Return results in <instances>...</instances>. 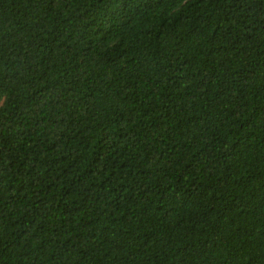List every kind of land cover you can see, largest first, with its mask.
<instances>
[{
    "label": "trees",
    "instance_id": "trees-1",
    "mask_svg": "<svg viewBox=\"0 0 264 264\" xmlns=\"http://www.w3.org/2000/svg\"><path fill=\"white\" fill-rule=\"evenodd\" d=\"M0 264H264V0H0Z\"/></svg>",
    "mask_w": 264,
    "mask_h": 264
}]
</instances>
